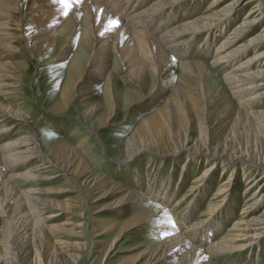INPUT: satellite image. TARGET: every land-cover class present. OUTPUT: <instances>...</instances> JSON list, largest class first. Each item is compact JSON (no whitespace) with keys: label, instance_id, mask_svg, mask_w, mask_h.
I'll list each match as a JSON object with an SVG mask.
<instances>
[{"label":"bare ground","instance_id":"bare-ground-1","mask_svg":"<svg viewBox=\"0 0 264 264\" xmlns=\"http://www.w3.org/2000/svg\"><path fill=\"white\" fill-rule=\"evenodd\" d=\"M188 1L159 0L148 4L149 0H138L132 9L127 7L125 12L119 15L115 12V8L108 5L104 7V3H120L123 0H67V2L64 0H0V216L4 218L0 240V264H79L81 260L77 251L64 250L63 242H51L48 232L52 234L64 230V223H59L57 220L70 210L68 204L64 205L56 201L48 204L40 198V193L45 191L31 184L47 174L36 172L37 167L20 169V167L29 166L34 159H39L38 164L41 169L57 167L58 173L70 174L79 183H85L86 190L91 192L99 190L101 196L97 200L112 198L104 202L98 212L118 208L117 212L122 214L126 212V204H130L133 209L143 206V202L146 201L145 197L137 198L136 194L139 192L122 189L123 187L115 189L116 185L113 182L109 183L108 179L101 176L102 174L92 173L91 180L90 177H86L88 172L83 166L85 158L77 146L71 147L66 142L59 141L58 158L50 157V153L42 148V141L39 139L42 133H37L35 120L22 106L21 100L24 99V94L20 86L25 80L24 70L15 61L17 56L25 51L34 58L41 57L42 63H49L58 57L65 59L76 45V54L87 55V60L82 62L80 70H76V73L74 69H70L68 80L60 94V101L57 102L58 109L68 107L72 88L77 91L84 83L92 88H99L100 82L104 80V92L111 103L109 109L100 114L105 122L102 126L104 127L116 114L114 86L117 83V77L114 68H110L113 57L128 83L139 86L148 77L154 79L151 89V92L154 90L153 93L144 94L142 102L153 94L156 95V92L159 94L155 96L156 99L161 100L160 92L179 72L180 80L188 82L193 88L190 97L184 96L185 93L176 86L174 97L164 99L162 107L144 116L138 131L132 133L128 139L127 159L133 158L137 153L148 152L154 162L156 160L154 155L158 154L155 148L162 141H167L171 143L168 153L170 156L186 152L187 159L195 161L205 159L211 162L197 178L203 184L202 189L207 187L208 180L217 167H222L224 172H228V175L223 177L222 188L214 195L215 200L227 187L226 184L231 185L238 175L246 178L248 193L250 192L246 198L249 204L243 209L245 211H242L245 213L244 216L230 227L226 235L205 247L192 245L188 235L182 233L178 228L179 225L177 227L174 225L175 222L166 209L156 208L151 213L147 211L148 209L143 210L144 212H138L127 220L107 226L104 232L97 229V226H93L94 240H92L94 244L100 245L96 251L104 252L103 261L110 263L117 257L116 243L123 240L127 233L136 229L144 220L151 221L152 217L157 222V228L153 233L158 243L152 251L125 255L119 264H139L148 254L150 257L143 264L172 262L174 264H215L212 258L217 254L240 251L245 247L254 249L255 246L263 244L264 107L257 109L253 104L264 98V27L257 30V23L264 20V0H213L201 16H195L174 28L172 26L171 30L160 33L162 25L159 24L157 29L160 34H157L154 27H150L146 22L151 17L156 19L161 13L163 14L167 3L181 5ZM125 2H131V0ZM251 3L253 5L248 8L244 17L240 18L239 24L233 26V22ZM117 20L118 25L114 23ZM151 24L153 25L154 22ZM227 28L230 29L218 43L219 45L214 48L215 52L209 63L189 60L178 62L174 59V51L179 46L177 39L180 37L204 36L209 43H213L218 40L216 37L221 35L222 30ZM55 50L61 51L62 55L58 56L57 53L52 59L49 58V54ZM212 65L214 68L215 65L228 67L220 79L230 93L238 99L239 106L223 142L213 149L211 108L220 98L217 100V96H214L209 88V85L212 86L209 81L212 73L209 67ZM161 74L164 76L161 77ZM190 78H195V81ZM161 80L166 82L161 84L160 86L163 87L158 90ZM89 94L90 91L85 95ZM189 98L193 102L194 115L198 122L200 132L198 137L194 136L192 112L187 105ZM175 108L180 110L178 114L181 119L178 120V126L173 113ZM99 109L102 110L100 103L93 104L86 111V115L97 114ZM231 109L227 110L226 106L219 110L216 120L220 122L230 114ZM18 124H25L32 130L29 134H21L22 129L17 131L13 127ZM7 134L9 136L4 139ZM186 165L181 166L183 175L181 174L180 179L183 176V179L185 178V172L188 169ZM56 176L57 174H53L49 177L53 179ZM20 180L27 186L18 187L17 183ZM193 190L195 188L191 189ZM60 192H70V190L65 189ZM119 192L123 193L122 196L113 199ZM168 192L170 191L167 187L165 190L163 188L161 197L167 199ZM214 199L212 198L211 201H215ZM12 200L13 205L10 206ZM219 207L218 203L212 204L209 212L214 214ZM49 210L55 211L49 212ZM45 212H48V215L44 214V216ZM151 215L153 216L150 217ZM117 228H119L118 234L107 247L104 240L98 237L103 234L110 235ZM210 237L211 234L207 238Z\"/></svg>","mask_w":264,"mask_h":264},{"label":"rangeland","instance_id":"rangeland-1","mask_svg":"<svg viewBox=\"0 0 264 264\" xmlns=\"http://www.w3.org/2000/svg\"><path fill=\"white\" fill-rule=\"evenodd\" d=\"M125 1L128 0H123V2L120 3H103L104 7L109 6L113 9L115 8V12L121 15V12H125L127 7L132 9L133 5L138 0H131V2ZM153 1L159 0H149L148 4ZM212 1L213 0H203L201 2H194L189 0L187 3L183 2L181 5H179V3H167L166 6H164L166 11L164 10L163 14L161 13L156 19H152L151 17L146 22L149 23L150 27H154V31H156L157 34L164 33L171 30L172 28L170 27L172 26L174 28L183 24L186 20L188 21L195 16H201L203 11L204 13L206 12L207 7H209ZM252 5L253 3L246 7L244 9L245 11L243 10L241 12L240 17L233 22V26L239 24L240 18L244 17L248 8ZM259 21L260 20H258V22ZM153 22L154 24L152 25L151 23ZM159 24L162 25V31L160 33L159 29H157ZM257 25V30L263 29L264 20L259 24L257 23ZM228 29L230 28L223 29L221 35L216 37L218 40H215L213 43H209V40L205 39L204 36L196 38H189V36L180 37L177 39L179 46H177L176 51H174V59L178 62L180 60H189L209 63L215 52L214 48L217 47L219 45L218 43L225 37ZM208 45L210 46L208 47ZM76 50L77 45L65 59H60L58 57L55 60H51L49 63H42L41 57L34 58L30 53H26L25 51L17 56L15 61L24 70L23 75L25 80L20 86V90L24 94V99H20L23 102L22 106L35 120V129L38 130H36L37 133H42L39 136L40 141H42V148L45 152L50 153V157L53 159L58 158L59 151L57 145L61 141L66 142L71 147L77 146L82 156L85 158L83 166H85L84 168L88 172L86 177H90L91 180L93 178L92 173L95 172L98 175L102 174L101 176L108 179L109 183L113 182L116 185L115 189L123 187L122 189L133 190L136 193L139 192V194H136L137 198L145 197L147 202L144 201L143 206L133 209L130 207V204H126V212L122 214L117 212L119 211L118 208L98 212V210L102 208V204L110 201L112 198L97 200V198L101 196L99 190L94 192L86 190L87 186L85 183H79V181L70 174L58 173L59 169L57 167L41 169V166L38 164L39 159H34L29 163V166L20 167V169L24 170L26 167H37V170H35L36 172H42L41 174L44 175L47 174L44 178L38 179L31 184L45 191L40 193V198L45 200L48 204L52 201L64 203V205L68 204L67 206H69L68 208L70 210V212H66L57 220L59 223H64L65 229L60 232H53L52 234L50 231L48 232L51 242H63L65 244L63 247L64 250L77 251L81 256L79 264H91L93 262L95 264H119L125 255L138 254L139 252L149 250L152 251L153 247L158 243L153 233L157 228V222L152 217L153 215L150 216L152 217L151 221L148 222V220H144L136 229L127 233L123 237V240L116 243L115 247L116 252L118 251V256L113 258L110 263H105L106 260L103 261L104 252L98 253L96 251L100 245L94 244L93 242V226H97V229L104 232L107 226L111 224L120 223L121 220H127L136 213L144 212L147 209V211L151 213L156 208L158 210L166 209L169 211L168 214L175 222L174 225L176 227L179 225L178 228L181 229L182 233L186 234V236L188 235V240L190 239L189 241L192 245L205 247L226 235L230 227L244 216L243 214L245 213L242 211H245L243 209L249 204L246 198L249 196L250 192L248 193L246 185L248 181L245 177L242 175L236 176V181L232 182L231 185L226 184L227 187L224 189V193H220L216 198L217 200H215L214 195L222 188L223 177L225 178L228 172H224L222 167H217L213 176L208 180L209 185L207 184V187L202 189L203 184L201 181H198L197 178L211 162H207L205 159H200L199 161L187 159L186 152H181L179 153L180 155L176 154V156H170L168 155L171 149L170 142L162 141L159 143V146L155 148L158 154H152L156 158L154 162L151 160V155L148 152H140L133 158L127 159L128 139L132 133L134 134L138 131L142 118L162 107L164 99L174 97L176 86L181 88L185 93L184 96L190 95L193 89L192 86L188 82L180 80V73L177 72L172 82H168L164 90L160 92L162 96L161 100L158 101L156 99L155 96L158 94V92H156V95L153 94L148 98L149 100L147 99L145 102H142L144 98L143 95L151 92L154 79L148 77L147 80L139 86L128 83V80L124 78L122 69L121 72L113 57L110 68H114L117 77V83L114 86L116 114L109 119L104 127H102L105 122L100 114L108 110L111 105L110 99L104 92V80L100 82L99 88H92L85 83L81 84V87L78 88L77 91L72 88L69 94L68 107L66 109H58L57 102L60 101V94L68 80L70 69H74L76 73V70H80L82 62L84 63L87 60V55L78 56ZM58 51L55 50L51 52L49 58L52 59L57 53L58 56H61L62 52ZM78 59H80V61H78ZM241 60L243 61L244 59ZM209 68L212 70L209 76V81L212 86L209 85V88L212 90L214 96H217V100L220 98L211 108L212 112L210 119L212 123L213 149L223 142L225 133L231 127L230 122L235 116L239 106L238 99L230 93V90L226 88L220 79L223 77L228 67L226 65H215L214 68L212 65ZM163 76L164 74H161V77ZM190 79L195 81V78ZM164 82H166V80L159 81L158 90L163 87L160 85H163ZM89 91L90 94L86 96L85 94ZM153 91L151 93H153ZM256 102L253 104L254 108L259 109L264 107V98ZM97 103L101 104L102 110L99 109L97 114L86 115V111L93 104ZM187 105L192 112V124L193 128H195L194 136L198 137L200 134L198 122L194 115V105L190 98L188 99ZM226 106L227 110L232 108L230 114L226 116L227 118H223L226 120L221 119L220 122H218V120H216L218 112L224 109V107L226 108ZM179 111L180 110L177 108L173 111L177 126L178 120L181 119L178 114ZM24 126L25 124H18L13 127L17 131H21L22 129L23 132H21V134H29L32 129ZM8 136L9 134L5 135L4 139ZM184 164H187L186 166H188V169L185 172V178L183 179V176L182 179H180L181 174L183 175L181 166ZM172 169H174V171L171 172ZM53 174H57V176L52 179L50 177ZM84 178L85 177H83V179ZM22 183L23 182L20 180V182L17 183L18 187L24 188V186H27V184ZM165 187H167L170 192H168V198L166 199L164 197V200L161 195ZM64 188L70 190V192H60V190H65ZM192 188H195V190L191 191ZM187 193L190 194L188 195ZM122 194V192L116 193L113 199L120 198ZM155 196L157 198H155ZM212 198L215 201L212 202ZM221 200L222 202H220ZM211 203L213 205L217 203L220 204L218 208L219 212L217 210L215 212L216 214L209 212L212 205ZM12 205L13 200L10 202V206ZM24 208H27V206H24ZM251 210L252 209H250V211ZM51 211L55 210H49V212ZM44 214L48 215V212L43 213V215ZM173 214L175 216H173ZM3 222L4 218L0 216V240L2 239L1 229ZM118 231L119 228L110 235L103 234L98 238L104 240L105 245L108 247L118 234ZM209 234H211V237L208 239L207 237ZM262 243L261 246H255L254 249L245 247L242 249L243 251L217 254L212 260L215 264H264V238L262 239ZM149 257L150 255L148 254L139 264H143ZM170 264H174V262Z\"/></svg>","mask_w":264,"mask_h":264},{"label":"snow or ice","instance_id":"snow-or-ice-1","mask_svg":"<svg viewBox=\"0 0 264 264\" xmlns=\"http://www.w3.org/2000/svg\"><path fill=\"white\" fill-rule=\"evenodd\" d=\"M64 2H67V0H64ZM114 23L118 25L119 21H114Z\"/></svg>","mask_w":264,"mask_h":264}]
</instances>
